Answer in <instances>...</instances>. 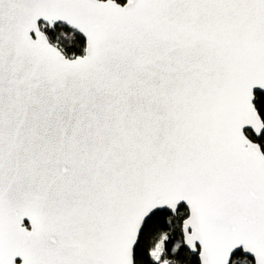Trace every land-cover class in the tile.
<instances>
[{"label":"snow or ice","instance_id":"snow-or-ice-1","mask_svg":"<svg viewBox=\"0 0 264 264\" xmlns=\"http://www.w3.org/2000/svg\"><path fill=\"white\" fill-rule=\"evenodd\" d=\"M0 264H264V0H0Z\"/></svg>","mask_w":264,"mask_h":264}]
</instances>
